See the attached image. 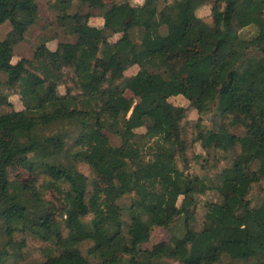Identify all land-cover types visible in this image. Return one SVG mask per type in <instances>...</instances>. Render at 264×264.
<instances>
[{
  "label": "trees",
  "instance_id": "trees-1",
  "mask_svg": "<svg viewBox=\"0 0 264 264\" xmlns=\"http://www.w3.org/2000/svg\"><path fill=\"white\" fill-rule=\"evenodd\" d=\"M74 1L53 0V8L63 13L58 18L69 22L74 42H59L54 49L41 42L31 58L12 62L14 47L38 20V4L0 0V25H11L0 38V70L6 75L0 82V108L12 106L2 85L16 88L23 104L11 123L10 139L0 137V219L8 236L0 242V262L10 256L12 234L29 231L53 243L41 264H264V224L249 197L264 180V0H164L161 7L160 0L138 5L79 0L88 11L69 13ZM205 4L211 6L210 22L196 14ZM94 10L103 18L101 26L89 24ZM128 18L131 27L125 25ZM247 26L256 27L254 35H241ZM116 33L120 37L110 42ZM219 42L224 48L216 54ZM193 45L201 56L167 64V52H185ZM97 58L106 60L109 69L98 68ZM133 65L138 70L126 76ZM186 73L193 82L183 79ZM214 81L220 83L217 92L211 87ZM61 84H71L63 94L57 92ZM91 85L95 90H87ZM126 90L139 101L127 98ZM52 91L56 96L49 102L46 96ZM176 96L184 97L188 107L169 100ZM211 105L221 120L206 128L202 115ZM188 109L199 115L193 141L230 159L212 177L186 170L181 121ZM5 123L0 112V125ZM176 126L179 136L172 139ZM238 126L244 129L241 134L231 132ZM139 127L145 132H136ZM107 132L120 138L123 155ZM69 140L75 150L66 156L72 161L63 178L66 186L51 180L43 184L62 197L64 219L56 222L49 217L43 191L13 178L10 167L14 158L31 155L35 160L29 169L51 177ZM196 159L204 160L202 154ZM78 162L91 168L90 182L75 168ZM208 166L214 170L217 163ZM97 175L111 180L103 186ZM228 187L236 192L225 195ZM211 190L219 200L205 202L196 229L198 196ZM127 194L137 197L134 209L143 212L129 221L118 204ZM256 206L264 208V188ZM178 219L181 234L144 246L154 226L170 228ZM85 241L91 242L87 255L80 248Z\"/></svg>",
  "mask_w": 264,
  "mask_h": 264
},
{
  "label": "rangeland",
  "instance_id": "rangeland-1",
  "mask_svg": "<svg viewBox=\"0 0 264 264\" xmlns=\"http://www.w3.org/2000/svg\"><path fill=\"white\" fill-rule=\"evenodd\" d=\"M105 3L109 4L113 0H103ZM119 1V0H118ZM132 5H138L143 2V0H128ZM167 2H172L173 0H166ZM164 3V0H160L159 7H161ZM38 4V20L32 25L25 33L24 40L18 43L14 47L12 62H16L21 57L31 58L34 50L41 42H46V45L50 49H54L59 42H74L76 40V36L70 33L69 30V22H62L58 15L63 16L62 12H59L57 9L53 8V0H37ZM211 6L210 4H205L199 7L196 11V14L200 17H203L206 21H211L210 14ZM77 10H81L82 12L88 11L86 6H82L79 0H75L72 6L68 9L69 13H73ZM89 24L95 26H101L103 24V18L100 16L97 10L93 11L92 17L89 19ZM127 27H131L133 25L132 18H128L125 22ZM11 25L9 21H5L0 25V38H3L7 32L10 30ZM256 32L255 26H247L243 28L240 33L242 36H252ZM120 37V33H116L109 37L110 42H114ZM224 48V44L219 42L217 44L214 53H220ZM69 49H67L68 51ZM202 51L197 45L191 46L185 52L179 53H171L167 52L166 62L169 66H176L178 63L186 60L189 56H201ZM94 64L101 69L108 70L109 63L106 60L101 58H97ZM138 70L137 65H133L129 67L124 74L126 76H130L134 74ZM65 72H71L70 69H64ZM6 79V75L4 72L0 70V82H4ZM183 79L186 82H193V77L186 73L183 75ZM71 84H61L57 88V92L60 94L65 93L66 87ZM213 91L217 92L220 83L214 81L211 85ZM95 86L91 85L87 87V90L93 91L95 90ZM2 90L7 93L9 100L12 102V106H4L0 108V112L5 114L6 123L4 125H0V137L9 140L11 137V123L18 117V111L23 109V104L20 99V95L17 92L16 88H8L5 85H2ZM56 93L50 92L48 96H46L47 101H53L55 99ZM125 96L127 98H133L134 101H139V97L135 96L130 90L125 91ZM175 105H182L184 107H188L189 102L182 96L171 97L169 99ZM199 115L195 109H188L187 116L185 119L181 121L182 127V138L186 141L187 150L185 155L188 160V167L186 170L189 174H199V175H208L212 177L214 172L217 170H221V168L227 166L230 163V159L225 160L220 152H216L214 150H203L199 142L193 141L194 136V123L197 121ZM221 118L215 110L214 105H211L210 109L202 115V123L206 128H212L218 122H220ZM231 132L236 134H241L244 129L241 126L233 127L230 129ZM136 132L143 133L145 132L144 127H139L136 129ZM111 143L115 146H118V153L123 155L124 151L120 148L121 140L120 138L107 132ZM179 136L178 127H174L172 133L170 134V138L177 139ZM67 153L63 155L60 159V163L57 166L55 172L51 175V177L47 176L45 173L41 172L39 169L31 171L29 169V165L32 160H35L31 155H24L14 158L11 161V173L12 177L16 178L20 182L26 185H35L38 189L43 191V197L45 201L48 203V214L52 221L63 222L64 216V205L62 201V197L60 193L54 188L44 187L43 184L46 183L47 180L54 181L60 187L66 186V183L63 181L66 168L72 163L71 157H66L69 153L73 152L75 148L73 147L72 140H69L66 146ZM147 152V151H146ZM202 154L203 159H196L197 155ZM147 157H149V153H147ZM205 158L208 162L205 161ZM69 160L71 162H69ZM217 163V168L211 170L208 165L213 164V162ZM180 166H182V161L178 162ZM202 164L204 166H202ZM75 168L83 173L87 180L90 182L94 178V174L91 168L82 162H78L75 164ZM216 171V172H217ZM97 181L105 186L107 185L111 178L109 175H97ZM262 188H264V180L260 181L259 184H255L249 194V197L252 201L253 213L259 219L260 223L264 224V208L257 207V201L262 194ZM236 192V188L228 187L224 190L225 195H232ZM182 197H179L178 203H180ZM215 201L219 200V195L216 191H207L204 195L198 196V203L195 209V218L194 227L200 228L201 223L204 219L205 207L204 204L207 201ZM137 197L133 194H127L121 197L118 200V204L122 207V215L125 221L130 220V216L132 214L138 215L142 214L141 209H134L135 203H137ZM133 207V208H132ZM90 208V214L87 217L90 219L93 215L92 207ZM142 217H145L143 214ZM5 223L2 219H0V242L7 240L8 236L5 232ZM182 233V219H178L174 222V224L170 228H164L160 226H154L150 239L147 243L144 244L145 247H151L154 243L159 241H167L172 234H181ZM11 241L13 243L11 249H9L10 256H8L5 260L0 262V264H41L45 259V249L53 248V243L45 242L39 238H36L29 231H17L12 234ZM91 242L85 241L80 245L81 250L84 254L87 255V249L90 247ZM223 262H227V258L223 259Z\"/></svg>",
  "mask_w": 264,
  "mask_h": 264
}]
</instances>
